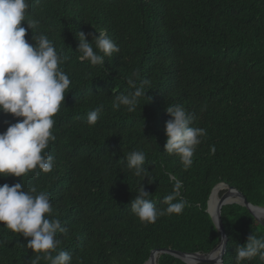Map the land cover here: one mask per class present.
<instances>
[{
    "label": "trees",
    "instance_id": "obj_1",
    "mask_svg": "<svg viewBox=\"0 0 264 264\" xmlns=\"http://www.w3.org/2000/svg\"><path fill=\"white\" fill-rule=\"evenodd\" d=\"M27 2L40 26L34 33L29 29L25 39L34 43L33 34L47 35L68 57L62 68L71 85L53 117L56 140L46 149L54 157L53 170L0 177V186L22 183L24 191L35 186L49 193L53 218L68 229L66 235L57 233L58 251H67L72 264H146L157 249L210 253L221 241L207 211L219 183L264 207V0ZM81 31H105L119 53L105 57L102 66L80 61ZM137 71L150 81L147 98H140L133 112L115 109V95L133 91L127 80ZM169 105L182 106L192 126L207 131L188 169L165 152ZM101 107L90 126L88 113ZM18 119L23 118L0 112V133ZM130 151L146 154L151 178L143 183L157 208L167 207L163 198L174 180L182 182L187 204L181 214L144 224L131 213L140 178L126 167ZM221 219L227 235L223 264H236V247L252 233L264 236V219L239 204L225 205ZM5 227L0 222V264H31L35 253L27 240ZM157 264L186 263L162 254ZM242 264L264 260L257 256Z\"/></svg>",
    "mask_w": 264,
    "mask_h": 264
},
{
    "label": "clouds",
    "instance_id": "obj_2",
    "mask_svg": "<svg viewBox=\"0 0 264 264\" xmlns=\"http://www.w3.org/2000/svg\"><path fill=\"white\" fill-rule=\"evenodd\" d=\"M27 0H0V112L12 114L18 119L0 133V177H24L29 172L39 175L49 173L54 167V157L46 149L50 141H55L53 117L60 111L65 101V93L71 85L69 76L62 68L68 57L56 50L47 35H32L34 43L25 37L40 26V21L31 18L27 12ZM26 22V26H21ZM85 34L79 32L77 52L80 61H88L92 66L105 64V57L119 53V47L105 31ZM88 35L92 36L89 42ZM95 48V50H94ZM132 92L115 95L113 107H126L133 112L140 98L146 97L145 88L150 81L139 78L134 72L127 80ZM203 110V109H202ZM102 107L88 113L87 123L93 126L99 119ZM166 112L171 119L166 122L167 140L164 145L168 155H175L185 169L193 164V156L206 129L193 127V118L180 105H169ZM215 146L211 147L215 154ZM146 154L143 151H130L126 156V167L140 178L137 195L131 200V213L141 223L154 224L158 217L168 214H181L187 202L181 194L182 182L174 180L172 191L163 198L166 208H157L146 191L143 181L151 178L145 167ZM152 179H149L151 183ZM24 184L7 183L0 186V222L6 229L22 235L27 240L26 247L35 253L31 264H72V256L59 250L61 241L57 233L67 234L60 219L53 218L51 198L46 191H37L35 186L23 190ZM218 228V218L215 220ZM30 238V239H29ZM224 243L220 242L215 253L209 257L220 264ZM259 256L264 260V236L251 234L244 245L236 247V264H242Z\"/></svg>",
    "mask_w": 264,
    "mask_h": 264
},
{
    "label": "water",
    "instance_id": "obj_3",
    "mask_svg": "<svg viewBox=\"0 0 264 264\" xmlns=\"http://www.w3.org/2000/svg\"><path fill=\"white\" fill-rule=\"evenodd\" d=\"M219 186H223V187L229 189V192L221 196V198L219 199V201L217 203V208H216L215 214L213 216L209 210V204H210V200L212 198V195H213L215 189ZM233 197H235L237 200L233 199ZM230 204H239V205H242L243 207H246L250 211V213L258 220H261L264 218V207L252 205L247 200V198L239 190H237L235 187H231L227 183H219L213 188V190L209 196V199H208L207 211H208L211 219L213 220L214 224H215V220L218 218V228L217 227L216 228L221 234V241H223V243H224V251H223L222 256H221L220 264H223V261H224L223 258H224V255L226 253V250H227V235L225 233V228L223 225V221L221 219V211L225 205H230ZM257 210L263 211L261 217L256 214ZM215 226H216V224H215ZM219 244L208 254L184 253V252H180L177 250H170V249L153 250L151 252L150 257H149L148 261L146 262V264H157V259L162 254H170V255L182 260L186 264H216V262L211 261L209 259V257H211L213 255V253L215 252V250L219 246ZM190 258H193L196 261L194 263L188 261Z\"/></svg>",
    "mask_w": 264,
    "mask_h": 264
},
{
    "label": "bare ground",
    "instance_id": "obj_4",
    "mask_svg": "<svg viewBox=\"0 0 264 264\" xmlns=\"http://www.w3.org/2000/svg\"><path fill=\"white\" fill-rule=\"evenodd\" d=\"M225 189H227V188H225V187H223V186H219V187H217L216 189H215V191H214V193H213V195H212V198H211V200H210V204H209V210H210V212H211V214L214 216V214H215V211H216V208H217V203H218V201H219V197H220V193L223 191V190H225ZM233 199H235V200H237L235 197H233ZM262 210H257L256 211V214L258 215V216H262ZM215 253V252H214ZM213 253V254H214ZM188 261H190V262H195L196 260L195 259H193V258H190Z\"/></svg>",
    "mask_w": 264,
    "mask_h": 264
},
{
    "label": "rangeland",
    "instance_id": "obj_5",
    "mask_svg": "<svg viewBox=\"0 0 264 264\" xmlns=\"http://www.w3.org/2000/svg\"><path fill=\"white\" fill-rule=\"evenodd\" d=\"M229 192V189H225V190H223L221 193H220V196H222V195H224V194H226V193H228ZM219 198H221V197H219ZM264 219V218H263ZM262 219V220H263Z\"/></svg>",
    "mask_w": 264,
    "mask_h": 264
}]
</instances>
